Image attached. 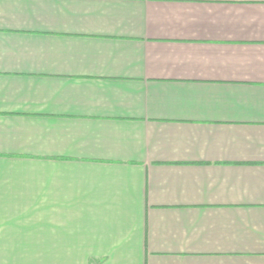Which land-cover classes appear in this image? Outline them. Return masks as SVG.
<instances>
[{"label":"crops","instance_id":"crops-1","mask_svg":"<svg viewBox=\"0 0 264 264\" xmlns=\"http://www.w3.org/2000/svg\"><path fill=\"white\" fill-rule=\"evenodd\" d=\"M0 264H264V0H0Z\"/></svg>","mask_w":264,"mask_h":264}]
</instances>
